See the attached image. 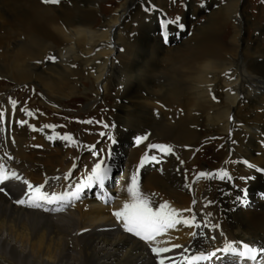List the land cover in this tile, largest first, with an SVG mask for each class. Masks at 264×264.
I'll list each match as a JSON object with an SVG mask.
<instances>
[{"label": "bare ground", "instance_id": "6f19581e", "mask_svg": "<svg viewBox=\"0 0 264 264\" xmlns=\"http://www.w3.org/2000/svg\"><path fill=\"white\" fill-rule=\"evenodd\" d=\"M100 1L0 0V81L34 89L32 95L18 97L21 88H2L0 82L5 125V131L0 126V165L19 177L0 183V264H187L193 254L214 250L215 257L194 264H238V258L218 250L226 243L240 246L238 250L245 244L264 250V24L255 25L254 40H244L242 21L250 26L252 20L245 13L238 16L242 0H230L196 27L194 18L215 6L197 9L195 0H189L184 21L194 31L181 39L180 34L172 36L167 45L156 33L155 18L124 8L131 0H121L108 36L93 32ZM157 1L160 21L166 25V0ZM229 23L234 31L221 42ZM91 34L102 38L106 51L103 61L94 64ZM77 65L95 77L89 109L112 95L117 112L106 121L125 155H106V140L97 144L98 139L86 137L100 151L93 158L97 161L83 170L86 176L98 163L101 171L124 164L119 182L111 186L117 172L113 170L106 185L111 189L103 188L97 202L86 199L78 208L80 218L55 211L56 205L17 203L29 199L25 182L51 193L49 179L58 174L67 178L65 164L80 152L68 143L59 147L54 120L50 115L43 118L60 113L61 95L68 86L62 81L77 74ZM36 96L48 107H26ZM10 99L23 102L24 109L16 103L13 108ZM142 136L147 139L137 144ZM217 139L227 149L221 169H193L200 151L207 152L210 163L219 161L220 155L210 150ZM121 144L128 146L124 150ZM151 144L183 148L191 164L179 162L174 152L151 149ZM133 175L153 210L166 203L165 211H175L181 221L151 242L121 230L123 222L109 214L111 208L121 211L133 202L124 199L131 197L127 189ZM65 191L67 183L54 189L57 194ZM77 200L62 206L78 207ZM114 200L115 205H108ZM153 248L170 251L157 255ZM260 257L264 263V255Z\"/></svg>", "mask_w": 264, "mask_h": 264}, {"label": "rangeland", "instance_id": "374dc122", "mask_svg": "<svg viewBox=\"0 0 264 264\" xmlns=\"http://www.w3.org/2000/svg\"><path fill=\"white\" fill-rule=\"evenodd\" d=\"M122 2L123 1L121 0H101L100 1L101 5H99L98 13L96 14L94 20L92 21V31L108 36L110 31V25L114 17V12L116 11L117 8L121 6ZM189 2H190L189 0H166L164 9H162L163 11H165L164 18H166V20L168 21L166 25L165 23L163 24V22L160 21L161 14L160 11L156 9L157 7H160L159 5L160 2L158 3L157 0H131L129 1V3L126 4V7L124 6V8L128 9L131 12H133L136 9V13L138 15L144 14V16L146 17L155 18L156 22L154 25L158 27V31H156V33H161L160 38L163 39V43L169 45V43H171V41L173 40L172 36H176L177 34H180L177 37L178 39H181V37H183L182 36L183 33L194 31V29H191L192 27L189 25V23L187 21L186 22L184 21L186 13L189 12V8H190ZM195 2L197 3V9L215 6L210 12L199 14L196 16V18H194L196 19L194 20L196 21L195 26L201 27L203 24H205V22H207V17L210 15L211 12H213V10L214 12L220 10L221 7H225L228 4V2H230V0H195ZM242 3H245V5L243 11L240 10V12H238V16L240 17L242 14L244 15L245 13L246 14L245 16L249 17L250 20H252L250 26H246L242 21L241 24L242 38H244V40L247 39L249 41H252L256 38L257 35L255 31V27L259 24H264V0H242ZM89 8L93 9L95 8V6H91ZM178 25H179V29L175 28L176 26L178 27ZM233 25L234 24L229 23L227 27H225V29L222 31L221 42L227 41L228 36L231 33H233L234 31ZM137 27L138 25H134V28ZM172 27L177 29L178 31H174L173 33L171 31ZM125 33L127 34L126 31ZM242 38H240V40H242ZM89 41L91 42L90 48L92 49V52L95 54L92 63L94 64V62L97 63L99 61H103V59L106 57V51L103 48L102 38H97V36L94 37L91 34ZM263 43H264V39H263ZM79 51L80 53H83V50L81 48L79 49ZM74 71L77 72L76 75L71 74V76L69 75L67 78H64V80L62 81V83L68 86H66L64 93L61 95L62 98H64V101L61 102L60 113L54 114L49 112L50 114L49 113L44 114L43 118L50 115L54 120L52 124V128L56 132L57 138L60 140L61 144L59 145V147H63L62 145L68 143L73 150L75 147H77L80 150V152L77 153V155L75 154V156H73V160L72 159L68 160V162L65 164V167L68 170L67 172H69L70 174L67 178H65L63 174L60 175L58 174L56 175V177L50 178L49 179L50 181H48L49 184L51 182V188L54 189L61 188L63 186V183H67L69 185V192L75 190L77 187H80L81 193L80 192L79 193L81 194L80 199H82V201H79L80 199L76 201L75 204H77L76 206L78 207H73L74 206L73 204V205H69L65 209V211L74 213L78 218H80L81 214L79 213L78 208L84 206L86 199L87 200L90 199L89 201L97 202V200H99L100 196H102L103 194V190L99 187L98 183L93 180L91 184H89L88 180L86 179L88 176L84 174V171L87 170L89 166H91L93 163L97 161V160H93V158L99 156L100 153V151L96 149L97 144L101 143L102 140H106L107 141L106 146H108L106 155L109 156L118 155V156H122L123 158L125 157V155H123L122 151H120L121 149L119 148V146H117L120 144L118 142V137L115 134V129H111L106 121L107 117H109L110 114H115L117 112L115 111V102L112 95H108L106 99L102 100L100 103L94 104V106L91 108L92 110L89 109L88 108L89 105L91 104V102H93L95 98V93H94L95 91L94 89H96L95 77L89 73L90 70H88L89 71L88 72L87 70H84L82 67H79L78 65ZM2 81L3 80L1 79L0 82ZM7 81L10 80L7 79ZM2 88H8V89L21 88L18 89L20 92L19 91L16 92L18 97L22 96L25 93L27 95H32V91L34 90L29 88L28 86L16 87L14 84H8V82L6 81H3ZM85 92L87 93L85 94ZM10 100L15 101L14 99H10ZM15 103L18 109L23 107V102H19L18 104L17 102ZM26 103H28V106L26 107L37 106L39 107L38 109L40 110L41 108L43 109V107L44 108L48 107L47 103L41 101L40 97L37 96L31 98L29 102ZM22 109H24V107ZM2 114L4 115V113ZM2 116H0L1 124L4 123L3 122L4 118H2ZM104 125H108V127H104ZM0 126L2 129L5 128L4 124ZM101 133H104V135H101ZM73 135H75V138L73 137ZM66 136L71 137V140H66L65 139ZM86 137L93 138L94 140L98 139L97 140L98 142L95 141V143L97 144L94 146H90V144H88L87 142L88 140L86 139ZM109 137H111V139H109ZM212 142L213 143L210 146L213 149L210 150L220 155L219 161L214 164L210 163V157L207 156V152L200 151L198 155V162L193 169H221L220 163L221 162L223 163V160L227 156V149L225 148L224 143L220 139L213 140ZM121 145L124 146L123 147L124 150L128 146V144L126 146L125 144H121ZM72 149H70V151ZM172 152H174L179 162L185 160L186 152L184 151L183 148H177V149L175 148L172 150ZM74 157L76 158L74 159ZM70 158L71 157H69V159ZM183 163L186 164L187 166L191 164L188 159L183 161ZM123 164L124 161L115 165L111 164L109 167L107 166L106 168L104 166V168L108 170L107 174L104 177L106 178L107 181V182L105 181L106 183L110 182L109 180H111L110 179L112 176L111 172L113 170L119 171L118 174H120L121 169H123ZM73 165L74 167H72ZM70 167H72V169H70ZM67 172L65 171V173ZM52 183L56 185L53 186ZM103 185L105 186V189L107 190L111 189L105 184ZM91 188H93L92 191ZM54 189L51 191H54ZM128 198L131 199V197H126L124 199L128 200ZM115 204L116 201L114 200V201H110L108 205L113 206ZM113 213H114L113 209L111 208L109 214L112 215V217H115ZM82 228L83 226H81V229ZM70 246L71 248H73L72 247L73 244H71Z\"/></svg>", "mask_w": 264, "mask_h": 264}, {"label": "snow or ice", "instance_id": "6c2138e0", "mask_svg": "<svg viewBox=\"0 0 264 264\" xmlns=\"http://www.w3.org/2000/svg\"><path fill=\"white\" fill-rule=\"evenodd\" d=\"M45 3H59V0H45ZM13 107H15V102H12ZM30 114V113H29ZM3 114L0 113V116ZM21 123H24L23 121ZM45 127H48L47 125ZM104 127H108V125H104ZM35 130V129H33ZM104 135V133H101ZM66 140H71V137H65ZM111 139V137H109ZM147 136H142L137 139V144L141 143L143 140H146ZM114 142V141H113ZM151 149H157L164 154H168L172 152L171 147L165 145L151 144L149 145ZM11 158V157H9ZM155 160V157H152ZM141 165H143L144 160H141ZM107 169L101 171V164H96L95 168L92 170V175H89L86 179L89 184L93 180H95L99 186H103L104 177L107 174ZM70 175V174H69ZM201 177L205 176V173L200 174ZM224 176H227V173H224ZM19 177L16 176L15 173L9 174L7 170L0 165V183L4 181ZM27 184V195L29 197L28 201L24 199H20L17 201L20 205H25L27 203L30 207L40 208L45 204H67L72 200L80 199V187H77L75 191H65L62 193H47L42 191V186H33L32 184L25 182ZM0 191H4V189L0 188ZM129 195L132 198V203H126L123 205V209L121 211H116L113 215L120 221L123 222L124 230L134 236L140 238L145 242L153 241L157 236L161 235L168 228L173 227L175 224L180 223L177 217V213L175 211H165L168 209V205L162 204L159 206L158 210H153L152 207L149 206V202L147 199L143 198L139 192V188L137 185L136 176L133 175L131 186L127 189ZM48 210V209H45ZM55 211H59L60 208L54 209ZM194 219V217H193ZM183 223L187 224L188 221H183ZM193 235H197L193 233ZM211 239H215L212 237ZM240 246H234L231 243H226L223 249L218 251H223L226 254H231L232 256L238 259H245L249 261H256L258 258L257 250L248 246L247 244L242 246V250L238 251ZM170 249H156L153 248L152 252L159 255L161 252H168ZM260 254L264 255V250H261ZM217 255V250L211 252L200 251L199 255L193 254V256L187 260V264H194V262L204 261L211 259ZM159 264H164L163 260H160Z\"/></svg>", "mask_w": 264, "mask_h": 264}]
</instances>
